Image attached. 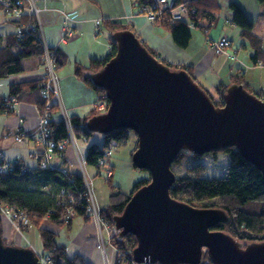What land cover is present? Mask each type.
Instances as JSON below:
<instances>
[{
  "label": "water",
  "instance_id": "water-1",
  "mask_svg": "<svg viewBox=\"0 0 264 264\" xmlns=\"http://www.w3.org/2000/svg\"><path fill=\"white\" fill-rule=\"evenodd\" d=\"M113 38L115 55L89 74L109 106L85 127L100 134L129 129L137 136L132 162L148 171L150 181L113 217L120 238L137 239L133 260L201 264L206 252L213 264H264V240L243 245L213 229L229 220L223 208L196 207L170 193L176 181L172 164L182 151L202 156L235 147L264 177V98L234 82L217 106L188 70L164 63L131 29ZM0 264H42L32 247L5 243L1 219Z\"/></svg>",
  "mask_w": 264,
  "mask_h": 264
},
{
  "label": "trees",
  "instance_id": "trees-1",
  "mask_svg": "<svg viewBox=\"0 0 264 264\" xmlns=\"http://www.w3.org/2000/svg\"><path fill=\"white\" fill-rule=\"evenodd\" d=\"M150 1L136 0L135 2L139 10L144 13L143 7L149 5ZM258 1L264 6V0ZM181 2H184L188 7L187 18L173 19L169 10H166L156 23L162 24L169 30L178 47L187 48L192 39V29L197 28L205 33L208 32L218 19V14L221 12L222 7L219 0H175L173 4L178 5ZM229 8L233 12L232 23L241 28L242 35L247 37L254 47L253 61L256 64L264 63L262 42L252 33L254 21L245 14L237 1H231ZM0 9L4 10V5L1 1ZM10 17L14 20L16 26L24 22H34V18L28 15L27 12L23 13L20 18H16L13 15ZM105 23L110 30V51L103 59L91 60L87 66L88 73L83 76L87 85L96 90L98 95L101 96L100 98L105 97L106 92L93 84L89 74L101 69L115 55L116 41L113 38L115 32L124 29L134 31L131 26L120 21L107 20ZM135 34L137 35L136 32ZM137 36L139 37V35ZM142 42L152 54L158 55L143 40ZM54 48L52 46V49ZM43 54L44 50L39 28L25 33L22 37L17 35V31L9 34L4 42L0 40V79L23 72L25 69L23 60L26 58L37 57L44 63ZM163 61L172 68L188 70L192 77L204 87L196 78L192 66L172 65L165 60ZM63 65L64 59L60 57L59 51L56 49L57 71ZM80 70L81 68L77 69L78 74ZM44 78H30L12 83L9 95L0 99V115L15 113L17 104L15 107L11 106L14 101L17 103L19 101H30L38 105L41 116L46 108V100L40 92ZM232 80L239 83L242 82V79L238 76H233ZM228 86L226 83L218 84L215 90L217 92L216 96L206 88L217 106L222 104L223 95ZM244 86L247 87L245 84ZM255 93L261 97L259 93ZM50 111V126L53 136L58 140L67 138L68 129L65 122L61 117L54 118V115L59 112L58 105L52 103ZM99 113L101 112L94 109L84 118L75 114L70 117L77 137L84 138L87 142V152L84 156L85 162L95 169L100 167L101 159L108 156L107 150L127 144L132 131L129 129H118L108 134L90 131L85 127V123L90 116ZM96 135L100 136V140L92 141L93 136ZM136 140L131 156L138 145V139ZM219 152L229 155V165L225 176L213 178L205 177L207 166L199 162L207 154L199 156L191 152H180L172 164V170L175 172L174 168L180 166H185V170L182 175L175 173L176 181L170 189L171 196L196 207L223 208L229 215V220L218 223L213 229L231 234L243 245L252 241H262L264 240L263 174L254 165L246 161L235 147L212 151L209 154L216 156ZM189 158L197 160V162L187 166L186 161ZM25 166H29V169L22 171V167ZM110 169L114 171V167ZM113 174L114 172L108 178L110 185H112ZM149 181L150 176L135 182L130 192H124L117 187V190L111 192L107 207L101 208L102 218L114 224L113 217L122 213L131 195ZM62 190H65L67 196L69 194L76 195L80 191H84V180L80 172L68 168L67 172L64 173L58 164L53 168H38L35 164L27 163L23 159H17V165L14 170L0 171V204L12 207L28 216L29 225L27 228L30 225L38 227L43 251L53 258L54 263L92 264L79 252L69 255L67 246L58 243L56 231L46 225L47 222H50L59 227L66 225L69 227L78 216L85 219L89 218L86 212L85 200H76L70 203L67 196L60 195ZM69 208L75 212V215L71 218H67V210ZM113 242L118 251L127 252L129 257H132V249L137 245V239L133 234H127L124 238H120V235H118L113 238ZM118 264L126 263L121 261ZM201 264H213L206 252Z\"/></svg>",
  "mask_w": 264,
  "mask_h": 264
},
{
  "label": "crops",
  "instance_id": "crops-1",
  "mask_svg": "<svg viewBox=\"0 0 264 264\" xmlns=\"http://www.w3.org/2000/svg\"><path fill=\"white\" fill-rule=\"evenodd\" d=\"M169 1L173 3L175 0ZM231 1H237L245 14L254 21L252 33L261 40L264 51V6L258 0H219L222 9L216 22L206 33L197 28L192 29V39L187 48L178 47L168 29L160 23H150L136 2L130 0H38V6L43 9L40 15L42 36L49 46L58 49L60 57L64 59V65L58 68L59 90L68 116L75 114L84 118L96 109L100 96L87 85L83 76L88 73L87 66L91 60L103 59L110 51L107 20L131 26L141 40L168 63L192 66L196 78L205 88L216 90L220 83L230 85L235 82L232 77L238 76L242 79L241 83L264 98V64L260 66L253 61L255 50L252 43L242 35L241 28L232 23ZM66 15L69 19H66ZM97 20H101V23L97 24ZM65 28L70 29L72 35L66 34ZM15 31L14 20L0 9V40L4 42ZM221 36L232 40V47L228 51L236 53V60L214 51L210 39ZM26 64L23 72L0 79V99L9 95L10 85L16 81L45 77V65L41 59L31 57ZM78 68H81L79 74ZM39 116L38 105L30 101H19L15 113L0 115L2 134L6 136L11 132L5 139L12 141L5 140L3 148H0L7 159H23L27 163H34L30 154L41 147L34 142L16 145L19 142L15 141L14 132L21 120L32 131ZM59 117L60 112L54 115V118ZM99 140L98 135L92 138V141ZM66 155L69 161H75L71 148L67 149ZM54 161L58 163L57 158ZM76 224L79 229L73 242L76 244L75 252L83 254L92 264H103L100 254H97L100 252H96L98 248L93 222L76 217L69 230Z\"/></svg>",
  "mask_w": 264,
  "mask_h": 264
},
{
  "label": "built area",
  "instance_id": "built-area-1",
  "mask_svg": "<svg viewBox=\"0 0 264 264\" xmlns=\"http://www.w3.org/2000/svg\"><path fill=\"white\" fill-rule=\"evenodd\" d=\"M4 5V11L7 12L8 15H13L16 18H20L23 13L27 12L28 15L34 18V22H24L20 25L16 26L17 35L19 37L24 36L25 33L35 30L39 28L40 30V38L42 41V46L44 50L43 61L45 65V78L41 84V95L46 100V108L44 113L39 116V119L36 123L35 129L32 131L27 128L24 124V120H21V123L16 127L14 132V139L19 143H29L34 142L39 145L41 149L32 150L30 156L31 160H34V163L38 168H53L58 164L62 168V172H67L68 168H71L75 164V161L71 162L68 160L66 152L67 149L72 147L74 158L78 159V161L83 160L85 162V158L83 153L79 151L78 147L74 142V138L76 134L74 133L70 117L67 114L65 107L62 104L60 97V77L58 75L57 67H56V49H52V46H49L44 37L42 36L41 29V20L40 15L42 14L43 9L36 4V0H0ZM135 2L136 0H130ZM169 10V13L173 19H184L188 17V7L184 2H181L178 5H174L169 0H151L150 4L143 7V11L147 20L150 23H156L157 20L163 15V13ZM66 19H69V16L66 15ZM101 20H97V24H100ZM66 34L72 35L70 29L65 28ZM210 43L215 49V52L218 54L226 53L229 48L232 47V40L227 36H222L218 39H210ZM231 58H235V52L229 53ZM259 65H263L262 62ZM52 103H56L59 107L60 117L65 122L66 127L68 129V137L63 140L56 139L52 134V129L50 126L51 122V111L50 106ZM17 102H13L11 105L15 107ZM109 103L105 97L99 99L96 103V108L99 112H105L108 109ZM11 132H9L10 134ZM7 134V135H9ZM108 154V153H107ZM54 158H57V162L55 163ZM81 164V168L83 165ZM86 163V162H85ZM107 161L105 158L101 159L100 165H106ZM17 165V159L10 160L6 158L4 151L0 150V171L6 170H14ZM29 166L22 167V171L28 170ZM109 172V171H108ZM81 176L84 180V191H80L76 195L69 194L66 195L65 190H62L60 195L67 196L69 198V202L73 203L76 200L86 202V212L87 214L93 216L95 223L98 225V229L96 232V238L98 239V246L105 252V242L103 236V223L104 226L108 228L109 234L112 237H116L120 235L121 230L116 228L114 224L108 223L102 218L101 208L97 204L94 199V194L92 193L89 183L86 180L85 172L82 174V170L80 172ZM59 203V202H57ZM0 214L4 215L8 218L10 223L14 225V228L20 232H24L29 225V218L23 212H18L12 207L3 206L0 204ZM75 215L73 209L69 208L67 210V218H71ZM104 220V222L102 221ZM111 224V225H110ZM99 237V238H98ZM119 252V261H123L126 264H155L152 262H143L137 263L133 260V258L129 257L127 252L117 251ZM39 260L42 264H55L53 258L47 254H38ZM105 257L107 258V254L105 253Z\"/></svg>",
  "mask_w": 264,
  "mask_h": 264
},
{
  "label": "rangeland",
  "instance_id": "rangeland-1",
  "mask_svg": "<svg viewBox=\"0 0 264 264\" xmlns=\"http://www.w3.org/2000/svg\"><path fill=\"white\" fill-rule=\"evenodd\" d=\"M37 2L38 0H36V4ZM232 52L233 51L230 52L227 50V52L224 54H227V56L230 57L229 53L231 54ZM28 59L30 58H26L23 60L24 66L27 65L26 63ZM234 59L236 60L237 56ZM262 64L264 63L262 62ZM207 89H209L214 96L217 95V92L214 90V88L211 87ZM97 111L99 112V110ZM2 126H3V122H1V119H0V148H3L4 143L6 142L5 140H8L7 142L12 141L11 139H5L7 135L5 136L4 135L5 133L2 134V130H1ZM136 139H137V136L135 132L131 131V136L127 144L121 145L118 147H113L112 149L107 150L108 156H106L105 159L107 163L109 164L100 165L98 169H95L94 167L87 165L85 162H83V160L80 163V161H78L77 158L75 159V164L77 165L72 166L71 169L76 172H81L82 170V174H84L85 172L86 180L88 181L89 187L92 193L94 194V199L96 200L100 208L107 207L108 202H109V196L112 191L117 190V187L121 188L122 191L124 192H130L135 182L149 176L148 171L138 169L133 165L131 151L136 145V141H137ZM74 142L76 146L78 147L79 151H81L83 153V156H85V153L87 152L86 140L81 137L79 138L76 135L74 138ZM15 144L19 146L26 145L25 143H20V144L15 143ZM82 162H83V165L81 168ZM194 162H197V160L189 158L186 161V165L190 166ZM199 162L207 166L205 177H209V178L223 177L226 175L227 167L229 165V155L224 152H219L216 156L212 154H207L206 156L202 157L199 160ZM111 167H114V171L113 169L112 170L110 169ZM184 168L185 166L175 167L174 168L175 173L178 175H182L185 170ZM112 172H114V175H113V178L111 179L112 185H110L108 182V178L111 176ZM87 216L89 217L87 218V220H90L93 222L95 232H97L98 225L95 223L93 216L89 214H87ZM78 218L80 217L78 216ZM102 221L104 222V220ZM105 221L109 223L108 220H105ZM81 222H82V219H81ZM1 224H2L3 237L5 238V241L7 244L13 245V246L32 247L38 254H46L43 251L38 227L34 225H30L29 228L23 230L24 232H20L14 228V225L10 223L8 218L4 215H1ZM46 225H48L49 227H51L52 229L56 231L57 233L56 239L58 243H60L61 245H66L68 247V254L73 255L76 249V244L75 243L73 244V242L75 239V235L79 229L78 225L77 224L74 225L72 230H69L71 226L68 227V225L59 227L50 222H47ZM102 233H103L104 242L106 245L105 252H104V249L102 250L98 246L99 242H98V239L96 238V247L98 248L96 252H100V253H97L98 255L100 254L99 255L100 260H102L103 264H113L114 259H115V264L120 263L119 258H118L119 252H117L118 248L115 247L114 242H113L114 237H112L111 234H109V230L107 227L104 226V223H103ZM105 253L107 254V258L105 257Z\"/></svg>",
  "mask_w": 264,
  "mask_h": 264
}]
</instances>
